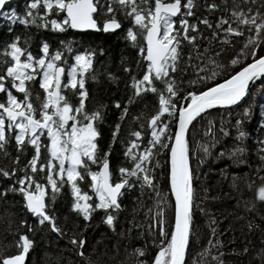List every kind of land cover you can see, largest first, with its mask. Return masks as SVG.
<instances>
[{"label": "snow or ice", "instance_id": "snow-or-ice-1", "mask_svg": "<svg viewBox=\"0 0 264 264\" xmlns=\"http://www.w3.org/2000/svg\"><path fill=\"white\" fill-rule=\"evenodd\" d=\"M38 2L39 0L30 3L29 9H36ZM5 3L6 0H0V6ZM243 3L255 4V0H243ZM195 7L194 0H43L44 14L39 17V27L48 28L50 25L54 32L62 33L67 29L99 31L101 23L104 32L114 31L121 28L118 14L134 26L128 28L126 36L133 47H138L137 64L141 61L144 63L143 75L139 79L135 75L132 76L128 86L134 92L128 101H125L123 109L119 101L113 102V107L120 110L121 115L112 130L109 150L104 151L103 156L98 146L100 133L96 122L103 118L104 106L100 105L90 113L86 111L88 93L85 87V73L92 67L94 52H78L72 56L70 66L65 68L62 66L64 57L61 50L50 52L47 43L40 47L41 55L38 58L18 45L19 37L6 45L4 55L10 60L0 61V65H7L0 71V97H3L0 99V152L4 151L10 139H14L17 156L12 160L13 167L10 171L0 168V176L11 179L17 172L20 173L18 179L13 180L18 187L9 185L5 192L22 195L24 207L36 218L38 227L47 224L51 232L57 235L66 234L55 223V212L51 211L52 203L66 184L73 199L71 211L82 217L85 228L88 227L91 214L96 211H103L105 215L102 222L110 229L114 228L116 216L113 213L121 211L119 199L123 195V189H131L134 186L128 179L133 177L140 182L136 186H147L156 193L158 211L152 215L149 235L151 236L153 229H158L162 243L158 246L151 264H184L186 246L192 234L194 202L186 132L207 110L242 102L248 94L250 83L258 77H264V55H258V49L264 45V13H260L258 9L252 11L251 8L247 12L238 10L236 0H232L231 6L228 0H220V4L206 2V11H219L222 7L228 14L216 20V29H220L222 35L218 36L217 31L213 30L209 39L199 34L197 22L190 23L188 20V17L194 16ZM52 11L57 14L56 18L46 19ZM28 15L31 16V12ZM228 17L236 22V27H232ZM11 18L15 19L14 16ZM36 19L21 17L20 22L30 24L35 23ZM177 20L178 27L175 26ZM257 20L260 22L257 23ZM198 23L212 28L207 17L198 19ZM224 24H228V27L221 28ZM244 28L248 29L250 35L245 38L240 51L228 65L229 68L239 66V70L232 71L227 78L213 83L212 86L205 84L204 90L186 91L181 96L172 74L179 69L183 58L182 42H187L196 50L198 46L195 42L198 39L207 41L202 51H196L195 58L211 64L213 70L191 83L213 80L218 72L224 69V65L218 63L221 51H210L212 41L218 40L221 44L231 46L229 37L243 36ZM189 32L196 35H190ZM141 37L143 43L138 44ZM61 43L69 52L72 51L69 44H64L63 41ZM191 60L190 52L185 60V68L189 65L197 67L191 64ZM199 70L197 68V71ZM65 71L66 83L62 81ZM123 71L131 73L132 70L125 66ZM91 78L95 80V76ZM108 78L113 79L111 74H108ZM37 79L39 89L43 91V99L40 100L37 96V103L34 105L29 85ZM157 83L162 87L158 88ZM12 90L23 94V98L18 99ZM65 90L78 99L77 104L73 105ZM149 92L158 95V109L147 120L150 138L138 153L131 152V149L139 148L140 145L136 141L129 142L124 155L133 159L132 167L130 170L119 167V179L113 183L109 156L112 143L119 134L120 121L125 119L128 105L142 93ZM243 112L247 116L249 108L246 107ZM165 114L171 120L163 119ZM261 116H264V110L261 111ZM132 119L137 120L138 117L133 116ZM209 123L211 124V121ZM240 124L241 120L237 119L236 125ZM237 131L236 139L240 140L245 133L239 129ZM141 135V131L131 133L136 140H139ZM45 136L47 143L42 144L41 140ZM261 143L264 144V141ZM26 147H31L33 154L21 166L20 153H23ZM157 149L167 150V193L159 190V181L155 178V169L160 167ZM42 150L46 154L44 162H41ZM234 151L242 152L243 148H236ZM260 151L264 153V148ZM260 159L264 161V155H261ZM93 165L97 170H93ZM84 180L90 181L88 187L93 196L78 186V182ZM5 192H0V196ZM256 199L264 202V184L257 188ZM169 204L170 219L166 221L164 206ZM129 224L132 225L133 221L130 220ZM20 226L27 227L29 232L33 231L32 225L26 224L24 220L20 221ZM135 226L141 227L138 223ZM249 227L251 228V225ZM69 243L78 245L77 254L83 255L80 251L85 244L83 237L77 239L72 236ZM32 245L33 241L26 235H19L16 242L17 254L0 257V264H26V254L30 252ZM134 252L138 257L144 255L140 248ZM257 258L264 264V255ZM138 264L146 262L138 261Z\"/></svg>", "mask_w": 264, "mask_h": 264}, {"label": "trees", "instance_id": "trees-1", "mask_svg": "<svg viewBox=\"0 0 264 264\" xmlns=\"http://www.w3.org/2000/svg\"><path fill=\"white\" fill-rule=\"evenodd\" d=\"M34 2H37V0H12L5 5L4 10L0 13V61L10 60V58L4 55L5 48L16 37H19L17 41L18 45L30 51L35 58L41 55L39 49L43 43L49 45L50 52L61 50L64 57V64L62 66L65 68L70 66L72 56L78 52H94L92 67L85 73L87 77L85 87L88 93L86 111L90 113L96 110L98 106H104L102 111L103 118L96 122L97 130L100 133L98 146L100 154L103 156V152L109 150L108 145L112 141V130L118 122L117 118L121 115L120 110L113 107V102L119 101L121 109H123L125 101H128L129 96L134 92L128 86L132 76L135 75L139 79L143 75L144 63L141 61L139 65L137 64L138 47H133L126 36L128 28L134 26L131 25L129 20L124 19L118 14L121 28L116 32H104L102 29L96 32H77L71 29H67L62 33L54 32L51 30L50 25L48 28L39 27V17L44 14L43 0H39L36 9L30 10L28 5ZM194 2L196 4V7L193 9L194 16L188 17V20L190 23L197 22L199 34L211 38L210 35L212 36V31L215 30L220 33L218 36L222 35L221 30L216 29V20L218 17H225L228 14L223 11L222 7L219 11L205 10L206 2L220 4V0H194ZM228 4L231 6L232 0H228ZM29 12H31V16L28 15ZM56 15L52 11L46 19L56 18ZM13 16L15 19L11 18ZM21 17L24 19L36 17L37 19L35 23L22 24L20 22ZM205 17L212 24L211 29L206 25L198 23V19ZM60 18L62 19V16ZM228 18L232 27H236V22L231 17ZM175 26L178 27V20ZM227 27L228 24L221 26V28ZM207 29L210 35L206 31ZM189 34L196 35V33L192 32H189ZM62 41L64 44H69L72 51L69 52L65 49L61 43ZM203 42V39H198L195 42L198 46L196 50H193L192 45H189L187 42H182L181 51L183 58L180 61L179 69L172 74L181 96L186 91L204 90L205 84L212 86L213 83L221 82L222 79L227 78L232 71L239 70V66L235 68H229L228 66L229 61L237 54L232 47H228V50L224 53L221 52L218 58V63L223 64L224 69L219 71L213 80L191 83V81L198 80L200 76H204L206 73L210 74L213 70L211 64L195 58L196 51L203 50L205 46H202ZM142 43L141 37L138 40V44ZM211 45L210 51L215 53L212 51L213 47ZM234 49L236 48L234 47ZM260 49L261 52L258 55H264V45ZM190 52L192 56L191 64L197 65L196 68L191 65L185 68V60L188 58ZM6 66V64L0 65V71ZM125 66L132 70L131 73L123 71ZM197 68L200 70L197 71ZM108 74H111L113 79L110 80ZM92 76H95V80L91 78ZM262 79L259 81L260 83H264V77ZM66 80L67 77L64 80L65 83ZM156 86L158 88L162 87L158 83ZM29 89L34 105L37 103V96H39L40 100L43 99V91L39 89L38 79L29 85ZM12 91L18 99L23 98V94L16 93L15 90ZM65 94L73 105L78 103V99L70 91L65 90ZM248 94L244 98L245 100H248L250 97ZM0 99H3V97H0ZM247 103L248 101L246 103H239L235 109L216 110L217 113L224 114V118L221 116L215 127L212 123L205 126V128L198 127L199 119L187 133L188 155L196 158L198 156L199 158L201 157L204 166H207L209 162L214 163V156L220 159L223 156V154H220L219 145L221 137L228 136V123L230 122L227 117H231L238 110L242 113L239 119L245 124L244 128L239 131L244 132L245 135L240 140H237L238 131L233 133L234 142L236 143L234 149L243 148L242 152L235 153L234 155L245 156V159L238 160V163L242 161L248 167L251 166L250 161H254L258 168H255V170H252L247 175V170L245 169L243 172L237 173L235 177L232 195L234 196L236 210H239V212L236 214L231 210H227V213L225 211L220 213L218 212V208L207 204L208 199L204 198V194L202 197L200 196L201 190L197 191L195 189V184L198 180H196V175L193 172V161L190 162L194 202L192 204V234L189 242H194V245L198 243L199 226L195 225L194 213L199 208L204 212L202 215H207L208 233L205 245L202 248H198L194 255L190 253L185 264H262L261 259L257 257L264 255V202L256 199V190L264 184V161L260 159V156L264 155L260 151L261 148H264V144L261 143V141H264V116H261V111L264 110L262 108L264 106V87L254 96V100L251 103L249 102L247 106L249 113L245 116L243 110L246 108ZM157 109L158 95L150 92L142 93L140 97L128 105L125 119L120 121L121 127L118 137L112 143L110 150L109 160L113 174V183L119 179L117 172L119 167H125L129 170L132 167L133 159L124 155L125 151L128 150L129 142L136 141L140 145L139 148L131 149L133 153H138L143 149V146L147 145L150 138L147 120ZM133 116H137L138 119L133 120ZM163 119H168V116L165 114ZM172 128L174 129V125H172ZM135 131H141L142 133L139 140L131 136V133ZM215 132H220V134L218 135ZM195 135L196 143L192 146V136L194 137ZM41 143H47L46 136L42 138ZM215 146L217 147L215 148ZM166 152V149L159 151L157 158L160 167L157 168L159 173L155 175L156 180L159 181V185L163 188H159V190L164 193L169 191L166 178L162 180V176L164 174L167 175ZM5 153H7V156H5ZM32 154L33 150L31 147H26L24 152L20 153L19 164L23 166L31 158ZM45 155L42 150L41 162H44ZM16 156L14 139H10L4 151L0 152V168L10 171L13 167L12 160ZM92 168L93 170H97L95 165ZM19 175L20 173L17 172L16 176L11 179L0 176V192H5L9 185L18 187V185L13 183V180L18 179ZM128 179L134 186L131 189H123V195L119 199L121 211L113 213L116 216V220L112 229L102 222V218L105 215L103 211L92 213L88 227L85 228V221L82 217L78 213L71 211L73 199L69 187L65 184L57 199L52 203L51 209V211L55 212V223L61 228L63 233H66L64 235H57L51 232L47 224L38 227L36 218L31 216L25 209L22 195L11 191L5 192L3 196H0V249L4 251L2 257L17 254L16 242L19 240V235L24 234L33 241L30 252L27 254L26 264H62L61 257L58 255L60 249L58 246L52 248L51 239L60 246L67 248L73 260L71 264H138V261L151 264L158 246L162 243L158 229H153L151 236L149 235L152 215L158 211L155 202L156 193L151 191L147 186H136L140 182L135 178L129 177ZM89 183L90 181L88 180L80 181L78 182V186L87 192ZM212 194H214L213 200H219L224 196L219 189H214V193ZM167 206H169V209L171 208L170 204L165 205V210ZM212 208H215L216 211H213ZM21 220H24L26 224H31L33 231L29 232L27 227H21ZM130 220L133 221L132 225L129 224ZM137 223L141 227L137 228L135 226ZM250 225L251 228L249 227ZM129 229L131 230L129 231ZM72 236H75L77 239L83 237L85 240V244L80 248V251L83 252L82 256L77 254L79 246H73L69 243ZM92 241H99V246L94 250L93 254L91 252L93 247L89 245ZM137 248L143 250V256L138 257L135 255L134 250ZM33 254H38L40 257L36 261L31 262L30 258Z\"/></svg>", "mask_w": 264, "mask_h": 264}, {"label": "rangeland", "instance_id": "rangeland-1", "mask_svg": "<svg viewBox=\"0 0 264 264\" xmlns=\"http://www.w3.org/2000/svg\"><path fill=\"white\" fill-rule=\"evenodd\" d=\"M236 2L239 5L238 10L242 9L245 12H247L248 9L251 8L252 11H257V9H258L260 13H264V0H255V4H251V3L244 4L243 0H236ZM259 22L260 21L257 20V23H259ZM206 31L210 35L209 30L207 29ZM253 31H254V29H253ZM243 32H244V35L241 37H235V36L229 37V39L231 41V46L227 45V44H221L218 42V40L212 41V45H211V47H213L212 51H214V52L221 51L224 53L228 50V47H232L233 50L236 53H238L240 51L241 46L243 45L245 38L248 35H250L247 28H244ZM218 34H220V33H218ZM210 37H211V35H210ZM209 39H211V38H209ZM202 44H203L202 46H204L206 44V41L204 40V42ZM262 46L263 45H261L260 48ZM234 47L236 49H234ZM260 48L258 49L259 50L258 53L261 52ZM62 81H63V78H62ZM263 87H264L263 82L257 83L250 90V92L248 94L250 97L248 98V100L244 99L241 103H246L248 101V103L245 106V107H247L249 102L251 103L254 100V96H256L259 93L260 89H262ZM236 107H237V105L235 107H233V109H235ZM241 114L242 113H240V111L237 110V111H235L234 114H232L231 117H227V119L230 122V123H228V125H229L228 136H222L220 139V145L218 144L220 154H223L221 159L217 156H214V158H215L214 163L209 162L207 164V166H204V163L201 161V157L199 158V156H198V158H196L193 156L191 157V155H188L189 163L193 161V172L196 175V180H198L195 184V189L197 191L201 190L200 196L202 197L204 194L205 195L204 198L208 199L207 204L210 205L211 207L218 208L219 209L218 212H220V213H222V211H225V213H227V210H231V211L235 212L236 214L239 212V210H236L234 196L232 195L235 177H236L237 173L243 172L245 169L247 170V172H246V175H247L248 173H251L252 170H255V168H258V166L254 163V161H250L251 166H248V167L242 161H239V163H238L237 161L238 160H244L245 156H243V155L242 156H235L234 155L235 153H239V152L234 151L236 143L234 142L233 133L236 132L238 129L239 130L243 129L245 126V124H243L242 121H241L240 125H236V120L241 118ZM221 116H222V118H224V114L217 113L216 110L208 111L199 118L200 122L198 124V127L205 128V126L210 124L209 121H211L212 125L215 127ZM190 128H192V126ZM215 133H218V135L220 134V132H215ZM195 139H196V135L194 137L192 136V146H194V144L196 143ZM217 146H215V148ZM195 155L197 156V154H195ZM248 170H249V172H248ZM160 172H161V170H160ZM158 173H159V170L155 169V175H157ZM166 177H167V175L164 174L162 176V180H165ZM166 180H167V178H166ZM159 188L163 189L161 185H159ZM214 189H219L220 192H222L224 196L221 197L219 200H213L214 194H212V193H214ZM215 208L214 209L212 208L213 211H216ZM167 210H168V215H167ZM203 213H204L203 210L201 211L200 208L197 209L196 213H194L195 225L199 226L198 243H196L194 245V242H189L186 261L188 260L190 253L192 255H194L195 252L198 250V248H202L206 243L207 233H208V231H207L208 219H207V215H202ZM0 218H1V216H0ZM165 219H166V221H169V219H170L169 206L166 207ZM53 241L54 240L51 239L52 248H56V246H58V248L60 249L58 251V255L61 257L62 264H71V262H73V260L71 259V255L68 252L67 248L62 247L58 243H55ZM98 244H99V241H92L89 243V245L93 247V249L91 250L92 254L94 253V250L99 246ZM3 252L4 251H2V249H0V257H2ZM39 257H40V255L33 254L30 258V261L34 262ZM93 261L95 262L94 259H93Z\"/></svg>", "mask_w": 264, "mask_h": 264}, {"label": "water", "instance_id": "water-1", "mask_svg": "<svg viewBox=\"0 0 264 264\" xmlns=\"http://www.w3.org/2000/svg\"><path fill=\"white\" fill-rule=\"evenodd\" d=\"M12 0H6V3H5V5L7 4V3H9V2H11ZM5 5H3V6H0V13H1V11L4 9V7H5ZM101 29H102V25H101ZM71 30H73V29H71ZM118 30V29H117ZM117 30H114V31H110V32H116ZM73 31H77V32H87V31H89V32H96V30H92V29H87V30H73ZM64 75V74H63ZM63 75H62V77H63ZM262 79V77H258L255 81H253V82H251L250 83V85H249V90H248V93L250 92V90H251V88L252 87H254L260 80ZM247 96V95H246ZM243 100H244V98H243ZM242 100V101H243ZM239 103H241V102H238V104ZM237 104V105H238ZM236 105H232V106H225V107H219V106H217V107H214V108H212V109H209V110H207L206 112H208V111H211V110H220V109H228V108H233V107H235ZM203 115V114H202ZM201 115V116H202ZM200 116V117H201ZM199 117V118H200ZM198 118V119H199ZM198 119H196L191 125H190V127L198 120ZM190 127H189V129H190ZM189 131V130H188ZM188 131L186 132V137H187V133H188ZM188 245H189V242H188V244H187V246H186V255H185V261H184V264H185V262H186V256H187V252H188ZM11 256V255H10ZM26 259H27V254H26Z\"/></svg>", "mask_w": 264, "mask_h": 264}, {"label": "flooded vegetation", "instance_id": "flooded-vegetation-1", "mask_svg": "<svg viewBox=\"0 0 264 264\" xmlns=\"http://www.w3.org/2000/svg\"><path fill=\"white\" fill-rule=\"evenodd\" d=\"M3 10H4V9H3ZM3 10H2V11H3ZM2 11H1V12H2ZM66 77H67V73H66V71H65V73H64V75H63V77H62V78H63V81L65 80ZM87 193H88V195H90V196H93V195H94V194L91 192V190H90L89 188L87 189Z\"/></svg>", "mask_w": 264, "mask_h": 264}, {"label": "built area", "instance_id": "built-area-1", "mask_svg": "<svg viewBox=\"0 0 264 264\" xmlns=\"http://www.w3.org/2000/svg\"><path fill=\"white\" fill-rule=\"evenodd\" d=\"M167 120H171V118L170 117H168V119ZM174 125V124H173Z\"/></svg>", "mask_w": 264, "mask_h": 264}]
</instances>
